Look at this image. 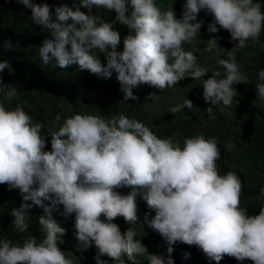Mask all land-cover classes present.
<instances>
[{
    "label": "clouds",
    "instance_id": "9594fccd",
    "mask_svg": "<svg viewBox=\"0 0 264 264\" xmlns=\"http://www.w3.org/2000/svg\"><path fill=\"white\" fill-rule=\"evenodd\" d=\"M15 2L30 9L34 24L49 34L39 48L44 65L61 69L75 65L104 80L115 72L124 101L138 100L133 89L141 84L164 90L192 77L202 81L203 98L211 105L204 111L210 120L215 118L212 106L231 107L234 101L238 105L236 85L248 80L231 50L221 48L227 56L217 61L223 76L219 70L209 76L194 52L184 49L200 35L199 14L204 11L213 17L209 33L228 31L236 49L258 42L264 32V11L254 0H185L180 18L174 8L162 10L156 0H79V6L62 4L54 12L46 2ZM93 7L114 11L115 21L129 29L122 51L117 50L120 33L113 23L91 14ZM218 39L210 38L206 50H215ZM12 48L11 38L0 40V49ZM11 69L8 60H0V94L2 74L6 70L11 74ZM255 89L264 102V70L258 73ZM15 91L10 87L7 96ZM185 108H194L191 100L170 112ZM55 121L58 130L45 135L43 124L34 123L23 107L9 109L0 102V185L18 190L22 197L9 214L13 230L27 231L31 209L43 210L38 217L43 239L30 236L22 244L0 239V264H73L58 246L67 233L53 218L59 206L65 218L74 215L79 248L94 247L97 264L109 260L135 264V256L146 253L149 264H175L171 254L177 243L197 247L215 264L225 257L241 264L245 260L264 264V207L249 216L240 206L242 181L233 171L220 174L221 149L215 138H185L181 147L124 114L110 119L75 114L62 124L58 114ZM48 137L50 150H46ZM122 188L130 191L121 194ZM138 198L149 210L143 223L165 241L167 257L148 253L135 238L136 231H121L113 222L120 217L130 226L140 222ZM259 198H264V188Z\"/></svg>",
    "mask_w": 264,
    "mask_h": 264
},
{
    "label": "trees",
    "instance_id": "16d2710c",
    "mask_svg": "<svg viewBox=\"0 0 264 264\" xmlns=\"http://www.w3.org/2000/svg\"><path fill=\"white\" fill-rule=\"evenodd\" d=\"M36 3H48L54 12L55 7L68 4L79 6V0H34ZM162 10L174 8L177 18L182 15V5L185 0H156ZM261 5L264 11V0H254ZM81 11L88 12L86 8ZM91 14L101 16L106 22L113 23L114 30L121 36L118 51L123 50V39L129 34V29L115 21L116 13L104 8H95ZM203 20L200 35L191 43L185 44L186 51H193L197 56L201 47L208 45L210 38L220 37L218 46L226 48L233 43L230 33L220 30L212 34L207 31L208 24L213 17L201 11L198 20ZM48 32L41 26L34 24L31 10L17 4L15 0L7 2L0 0V40L11 38L13 48L9 51L0 49V60H8L12 66L11 74L6 70L2 74L3 94L0 102L9 109L17 105L33 118V122H40L44 126V134L58 130L55 118L61 116V124L65 118L81 115H97L110 119L114 115L124 114L129 118L139 120L150 128L159 138H171L174 143L183 147L185 138L203 135L205 139L215 138L221 149V159L217 161L220 174L229 171L236 172L243 184L241 195L242 208L247 209L249 216L258 215L264 207V198H259L261 188H264V102L256 96L255 84L258 82V73L264 70V32L258 42H249L242 48L237 63L240 71L247 77V86L238 90L236 100L231 107L222 103L212 106L215 118L210 120L204 111L211 106L203 98L202 81L192 77H185L172 88L159 90L146 84L133 89L138 100H123L120 84L113 72L111 79L97 78L87 71H80L77 66L61 69L53 65H44L39 55L42 41L48 37ZM96 55L102 63L106 57L97 50ZM52 63H55L53 61ZM199 64V63H198ZM200 65V64H199ZM208 69L210 76L213 71L219 70L223 76V68L218 63L214 65H200ZM207 78V77H205ZM10 87L15 88V95L7 96ZM150 94L154 96L151 97ZM185 99L192 101L194 108L183 109L173 114L170 109L182 105ZM198 108V109H197ZM50 137L46 150L51 149ZM121 194H127L130 189H118ZM22 197L18 190L9 191L6 185H0V239L13 244H22L30 236L37 240L43 239L38 217L43 214L39 207L31 209L30 227L21 233L13 230V217L9 214L15 207H19ZM147 209L146 203L138 198V214L140 222L128 225L122 217L113 222L118 224L121 231L129 229L137 232L136 239L141 240L148 253L167 257V245L162 237L149 229L143 218ZM63 207L53 211V218L67 229L63 237L64 243L58 246L65 255L73 260V264H97L95 248H79L74 236V215L65 218L62 215ZM155 213L152 212L151 215ZM103 218V217H102ZM79 249V250H78ZM175 264H215L209 262L204 254L195 246L177 243L171 254ZM102 259H108L102 257ZM108 264H112L109 260ZM135 264H149L148 254L135 256ZM220 264H241L235 258L225 257ZM243 264H252L245 260Z\"/></svg>",
    "mask_w": 264,
    "mask_h": 264
},
{
    "label": "rangeland",
    "instance_id": "374dc122",
    "mask_svg": "<svg viewBox=\"0 0 264 264\" xmlns=\"http://www.w3.org/2000/svg\"><path fill=\"white\" fill-rule=\"evenodd\" d=\"M235 44L233 43L230 46L223 48V47H219L216 48L213 51H207V46L201 47L198 51V63L200 65H214L217 63V61L219 59H226L227 56L225 55V53L221 50V48L225 49V51H229L231 50L233 55L235 56L236 61L238 60V58L241 56V51L242 49H236L235 48ZM247 86V84H239L236 85L237 91L238 90H242Z\"/></svg>",
    "mask_w": 264,
    "mask_h": 264
}]
</instances>
